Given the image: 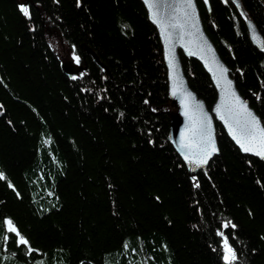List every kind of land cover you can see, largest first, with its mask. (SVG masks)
I'll return each mask as SVG.
<instances>
[{
	"label": "trees",
	"instance_id": "obj_1",
	"mask_svg": "<svg viewBox=\"0 0 264 264\" xmlns=\"http://www.w3.org/2000/svg\"><path fill=\"white\" fill-rule=\"evenodd\" d=\"M195 2L264 126V0ZM179 55L210 108L208 74ZM174 110L141 0H0V264H264V159L215 121L217 153L189 172L167 140Z\"/></svg>",
	"mask_w": 264,
	"mask_h": 264
},
{
	"label": "water",
	"instance_id": "obj_2",
	"mask_svg": "<svg viewBox=\"0 0 264 264\" xmlns=\"http://www.w3.org/2000/svg\"><path fill=\"white\" fill-rule=\"evenodd\" d=\"M201 1L206 9H209L208 0ZM232 1L238 2V0ZM141 2L159 38L166 71L167 97L175 106L169 120L167 140L187 170L195 172L204 168L217 153L215 121L221 125L228 138L241 153L264 159V155L256 154L264 150L259 142V133H256L255 141L246 137L243 127L244 114L237 103V98L240 103L246 104L247 109L257 117L260 121V128L264 126L250 106L248 99L236 88L234 79L229 75V68L204 31L195 0H192L194 7L191 9L187 7L188 0H141ZM245 23L252 44L261 47L262 37L257 26L249 17L246 18ZM86 50L89 49L86 47ZM179 51L184 56L196 59L208 74L216 93L210 108L189 86ZM61 67L68 74H75L83 66L79 64L75 68L73 63L66 60L61 62ZM208 137L216 151L207 157L206 164L198 165L196 161L203 157ZM237 139L253 150L245 152Z\"/></svg>",
	"mask_w": 264,
	"mask_h": 264
},
{
	"label": "snow or ice",
	"instance_id": "obj_3",
	"mask_svg": "<svg viewBox=\"0 0 264 264\" xmlns=\"http://www.w3.org/2000/svg\"><path fill=\"white\" fill-rule=\"evenodd\" d=\"M187 7L190 8V9L194 7V5L192 4V0H188ZM21 10L24 12L25 15L28 14L26 8H22ZM221 71H223V69ZM237 103L239 104L240 109H241L242 113L244 114L243 127H244V131H245L246 137L251 139V140H253V141H255L256 140V133L258 132L259 133V137H260L259 142L261 144L262 149H264V128H260V121L257 119V117L251 111H249L247 109L246 104L239 102L238 98H237ZM221 118H223V117H221ZM237 142L240 143L241 148H243V150L245 152H249V151L253 150L247 144L241 142L240 139H237ZM203 151H204L203 157L201 159H199L198 161H196V163L198 165L206 164L207 163V157L210 156L213 152L216 151V148L211 145L210 137L207 138L206 147L204 148ZM256 154L257 155H264V150L258 151ZM187 158L188 157H186V159ZM0 178H3V174L2 173H0ZM9 186L11 187V185H9ZM6 223L9 226L8 227V231L9 232H15L17 236H20L19 232L12 225V222L10 220L6 221ZM19 243L20 244H27L28 242L23 237H20ZM225 250H226V255H225V260L226 261H228V260H236L237 259L235 253L228 246L227 238L225 239ZM29 251H31V249H29Z\"/></svg>",
	"mask_w": 264,
	"mask_h": 264
},
{
	"label": "rangeland",
	"instance_id": "obj_4",
	"mask_svg": "<svg viewBox=\"0 0 264 264\" xmlns=\"http://www.w3.org/2000/svg\"><path fill=\"white\" fill-rule=\"evenodd\" d=\"M46 39L49 42L50 46L63 58V61L69 60L70 63H73L75 68L80 64L78 56L73 53L72 49L67 48V46L64 45V43H61V41L58 39V37H54V35H46ZM223 246L225 250V239L223 240ZM229 246V245H228ZM226 250L224 251L223 257L225 259Z\"/></svg>",
	"mask_w": 264,
	"mask_h": 264
}]
</instances>
